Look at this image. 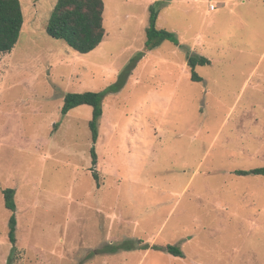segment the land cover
<instances>
[{
  "label": "rangeland",
  "instance_id": "obj_1",
  "mask_svg": "<svg viewBox=\"0 0 264 264\" xmlns=\"http://www.w3.org/2000/svg\"><path fill=\"white\" fill-rule=\"evenodd\" d=\"M57 1L21 0V36L0 53V264H264V175L237 174L264 167V0H171L157 25L184 47L148 52L158 0H104L107 34L86 54L47 34ZM188 52L211 60L203 81ZM114 84L94 144L93 108L63 115L64 97ZM135 239L145 262L94 253ZM185 241L186 259L155 249Z\"/></svg>",
  "mask_w": 264,
  "mask_h": 264
},
{
  "label": "trees",
  "instance_id": "obj_2",
  "mask_svg": "<svg viewBox=\"0 0 264 264\" xmlns=\"http://www.w3.org/2000/svg\"><path fill=\"white\" fill-rule=\"evenodd\" d=\"M171 0H158L149 7L150 23L146 29L145 52L151 51L164 41L170 40L180 47L181 45L178 35L170 30L159 28L157 21L161 12V7L169 3ZM105 2L104 0H58L49 17L46 32L55 39L64 40L71 48L79 53H89L96 49L105 39ZM25 22V15L21 0H0V53H10L19 41ZM144 54V53H143ZM187 64L191 68V79L193 81H203L196 67L199 65L211 64V60L201 54L187 55ZM133 67V66H132ZM131 67V69H132ZM129 70H125V74H131ZM128 74V75H129ZM116 84L108 87L106 90L86 91V92H69L64 97V105L62 107L63 115L75 107L81 105H89L93 108V117L90 121V129L93 135V143L95 144L99 138V119L103 115L104 98L109 92L117 89ZM112 89V90H111ZM92 163L95 166L98 163V155L93 145L91 149ZM94 180L100 185V175L94 167L90 168ZM239 175H264V167L254 168L250 170H237ZM16 190L7 188L4 190L5 205L11 210L9 226V238L13 244L11 252L13 255L18 250L17 243V204L15 201ZM142 240H127L125 243L118 245H108L99 248L94 253L99 254L102 251L107 254L118 253L122 250L147 249V244L143 245ZM157 245V244H156ZM156 250L167 251L179 257H184L185 253L179 244L158 245ZM8 264H13L12 256L9 257Z\"/></svg>",
  "mask_w": 264,
  "mask_h": 264
},
{
  "label": "crops",
  "instance_id": "obj_3",
  "mask_svg": "<svg viewBox=\"0 0 264 264\" xmlns=\"http://www.w3.org/2000/svg\"><path fill=\"white\" fill-rule=\"evenodd\" d=\"M211 9V8H210ZM217 9V8H216ZM216 9H214V10H216ZM211 10H213V9H211ZM197 39H198V37H197ZM189 241V240H188ZM186 242L187 241H185V242H183V247H184V253H185V258H182V257H179V256H174V255H171V254H169L170 255V257H172V258H182V259H186L187 257H188V253H187V251H186V249H185V246H184V244H186ZM137 251H139V252H142V257H143V262H145L146 261V258L148 257V255H150L151 253H152V249H141V250H137ZM195 264V263H194Z\"/></svg>",
  "mask_w": 264,
  "mask_h": 264
},
{
  "label": "built area",
  "instance_id": "obj_4",
  "mask_svg": "<svg viewBox=\"0 0 264 264\" xmlns=\"http://www.w3.org/2000/svg\"><path fill=\"white\" fill-rule=\"evenodd\" d=\"M211 8L214 9L215 8V5H212Z\"/></svg>",
  "mask_w": 264,
  "mask_h": 264
}]
</instances>
